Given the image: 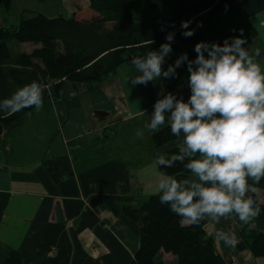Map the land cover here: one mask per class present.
I'll return each mask as SVG.
<instances>
[{
	"label": "crops",
	"instance_id": "obj_1",
	"mask_svg": "<svg viewBox=\"0 0 264 264\" xmlns=\"http://www.w3.org/2000/svg\"><path fill=\"white\" fill-rule=\"evenodd\" d=\"M80 1L73 14L88 7V0ZM72 15L67 11L65 18ZM2 16L0 28L7 27ZM240 29L247 38L242 47L250 55L259 49L254 62L264 73V0H236L231 10L215 15L191 37L181 36L171 44L162 70L174 66L183 53L194 60L199 42L222 45L229 38L231 44L230 37ZM30 45L32 51L40 47ZM138 56L146 59L147 54ZM131 58L98 84L76 89L64 83L58 99L26 114L1 135L0 264L131 263L139 248V227L123 208L157 194L161 172L156 156L183 142L181 133L155 148L154 133L144 125L150 123L157 100L171 93L186 102L191 94L186 62L175 67L174 76L133 86L131 80L142 73L130 65ZM165 116L167 120L170 112ZM137 129L143 131L142 139L136 137ZM257 196L264 203V193L258 190ZM204 231L227 264H264V257L234 247L242 231L264 236V220L243 224L233 212L212 219ZM160 257L165 264L176 261L171 254Z\"/></svg>",
	"mask_w": 264,
	"mask_h": 264
},
{
	"label": "trees",
	"instance_id": "obj_2",
	"mask_svg": "<svg viewBox=\"0 0 264 264\" xmlns=\"http://www.w3.org/2000/svg\"><path fill=\"white\" fill-rule=\"evenodd\" d=\"M235 1L88 0L86 9L69 18H48L35 13L21 19L15 29L0 28V137L36 109L33 105L7 115L10 109L3 102L23 86L35 81L41 87L44 106L50 99L61 96L64 83L69 82L76 89L98 84L113 75L128 58L157 51L161 44L169 43L165 39L169 33H174L176 42L182 32L196 31L215 15L231 10ZM181 22L190 23L182 28ZM11 40L40 47L29 54H13L8 48ZM175 138L170 126L151 136L155 148ZM178 151L179 146L161 154ZM196 158L200 157H186L184 163ZM156 166L177 180L191 176L179 162L170 168ZM248 184L264 193V177L258 184L248 178ZM257 191H249L246 197H251L253 206L260 208L255 220H264V203L259 202ZM123 213L139 227V248L130 264H165L160 253L173 255L176 261L171 264H227L216 252L212 237L204 231L212 218L206 217L200 225H182L180 217L167 204L160 203L158 194L138 206L124 207ZM235 247L264 257V236L242 231Z\"/></svg>",
	"mask_w": 264,
	"mask_h": 264
},
{
	"label": "clouds",
	"instance_id": "obj_3",
	"mask_svg": "<svg viewBox=\"0 0 264 264\" xmlns=\"http://www.w3.org/2000/svg\"><path fill=\"white\" fill-rule=\"evenodd\" d=\"M189 23L181 22V27L187 28ZM194 34L195 30L182 32L185 38ZM230 38L231 44L229 38L222 45L199 42L194 46V60L189 61L183 53L174 66L163 71L174 42V33H169L165 37L169 43L161 44L159 52L148 51L146 59L136 56L130 61L142 73L131 80L133 86L174 76L175 67L187 63L191 93L187 101L171 93L165 95L154 104L151 121L144 125L149 133H156L167 122L174 137L183 133L177 153L161 154L154 161L165 168L179 162L191 173L189 178L177 180L161 172L156 185L160 203L167 204L182 225H200L206 217L218 221L233 212L243 224H251L260 214L253 199L245 197L249 191H257L248 178L258 184L264 177V73L254 62L259 49L250 55L242 47L247 44L243 29ZM3 104L10 109L7 115L33 105L40 111L41 87L33 81ZM166 112H170L167 120ZM135 135L142 139L144 133L137 129ZM197 155L200 158L184 163L186 157Z\"/></svg>",
	"mask_w": 264,
	"mask_h": 264
},
{
	"label": "rangeland",
	"instance_id": "obj_4",
	"mask_svg": "<svg viewBox=\"0 0 264 264\" xmlns=\"http://www.w3.org/2000/svg\"><path fill=\"white\" fill-rule=\"evenodd\" d=\"M80 3V0H0V14L3 15L4 25L15 29L21 19L30 17L35 13H42L48 18L66 17L67 11H70V15H72L77 10L74 5H79ZM22 9H27L28 11L21 12ZM30 47V44L18 43L15 40H11L8 43V48L13 54L27 50L32 51ZM235 246L236 243L234 244Z\"/></svg>",
	"mask_w": 264,
	"mask_h": 264
}]
</instances>
